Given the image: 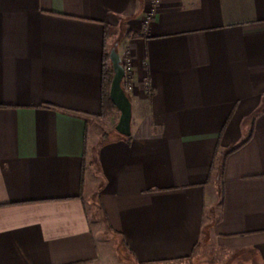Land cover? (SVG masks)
Here are the masks:
<instances>
[{"label":"crops","instance_id":"1","mask_svg":"<svg viewBox=\"0 0 264 264\" xmlns=\"http://www.w3.org/2000/svg\"><path fill=\"white\" fill-rule=\"evenodd\" d=\"M151 4L0 0V264H264V0Z\"/></svg>","mask_w":264,"mask_h":264},{"label":"water","instance_id":"2","mask_svg":"<svg viewBox=\"0 0 264 264\" xmlns=\"http://www.w3.org/2000/svg\"><path fill=\"white\" fill-rule=\"evenodd\" d=\"M110 59L114 70V76L110 88V98L120 112V117L115 128L120 134L124 136H130L132 122V102L122 85V81L125 76V67L122 63V57L116 48L111 49Z\"/></svg>","mask_w":264,"mask_h":264},{"label":"trees","instance_id":"3","mask_svg":"<svg viewBox=\"0 0 264 264\" xmlns=\"http://www.w3.org/2000/svg\"><path fill=\"white\" fill-rule=\"evenodd\" d=\"M129 34H131V33L129 32ZM117 38H118V31H116L112 27L106 25V31H105L106 44H105V51H104V58H103V73H102V114H101V116L104 118L108 115L109 111H112V110L118 111V109L113 104V102L110 98V88H111L112 79L114 76V70L112 67L111 59H110L111 49H109L110 46H112V45H110V43L108 44L109 40L112 42V41H115ZM114 47H116V46H114ZM126 80H127V75L124 76L123 81H122V85H123L124 89H125ZM219 148H218V150H219ZM235 149L236 148L231 149L230 151H228V153L232 152ZM218 165H219L218 164V156H217V151H216V158H215L214 163L211 167L210 173H213L215 170L217 171L219 169ZM85 169H86V165H85V161H84V170Z\"/></svg>","mask_w":264,"mask_h":264},{"label":"built area","instance_id":"4","mask_svg":"<svg viewBox=\"0 0 264 264\" xmlns=\"http://www.w3.org/2000/svg\"><path fill=\"white\" fill-rule=\"evenodd\" d=\"M151 10L148 14L146 22H149L154 16H155V11L156 7L158 6L160 0H151ZM122 63L125 67V75H127V80L125 84V90L127 93L131 92L133 90V84H132V62L129 57L125 56L122 58Z\"/></svg>","mask_w":264,"mask_h":264},{"label":"rangeland","instance_id":"5","mask_svg":"<svg viewBox=\"0 0 264 264\" xmlns=\"http://www.w3.org/2000/svg\"><path fill=\"white\" fill-rule=\"evenodd\" d=\"M125 33V30L124 29H119L118 30V38L115 40V41H112V42H110V45H112V46H110V48L109 49H112L114 46H116V47H114V48H116L118 51H119V42L121 41V38H122V36H123V34ZM115 44V45H114ZM114 45V46H113ZM113 111V110H112ZM112 111H109V113H108V115L106 116V118H109L110 117V114H111V112ZM119 114H120V112H119ZM203 258L200 260V257L199 256H197V257H194V258H192L191 259V263L190 264H202V263H204V261L203 260H205L204 258H205V256H202ZM208 262V261H207Z\"/></svg>","mask_w":264,"mask_h":264}]
</instances>
